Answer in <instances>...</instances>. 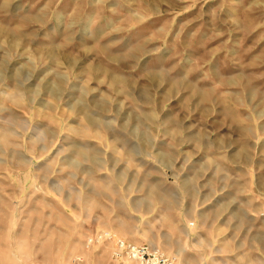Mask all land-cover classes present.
<instances>
[{"label": "rangeland", "instance_id": "1", "mask_svg": "<svg viewBox=\"0 0 264 264\" xmlns=\"http://www.w3.org/2000/svg\"><path fill=\"white\" fill-rule=\"evenodd\" d=\"M216 136L264 170V0H0V264L157 238L160 147Z\"/></svg>", "mask_w": 264, "mask_h": 264}, {"label": "crops", "instance_id": "2", "mask_svg": "<svg viewBox=\"0 0 264 264\" xmlns=\"http://www.w3.org/2000/svg\"><path fill=\"white\" fill-rule=\"evenodd\" d=\"M179 131L177 127L169 129L166 140L181 138ZM222 137L216 136L211 148L207 143V147L198 151L195 144L187 152L178 149L173 142L160 147L159 158L163 166L159 171L158 199L151 202V206H158L151 208L158 216L157 238L130 240L114 228L101 229L128 241L147 242L173 253L181 264H241L242 260L247 264V259H240L246 252L240 249L243 243L240 233L246 230L251 237L259 238L264 246V170L253 165H262L254 158L253 151L239 143L226 156L220 149ZM216 151L220 155H216ZM174 162L176 165H172ZM216 162L226 166H216ZM113 244V241H106L85 246L90 248L91 255L88 259L81 256L82 260L83 257L87 259L81 261L82 264L108 262ZM254 244L251 239L250 245ZM261 258L264 264V253Z\"/></svg>", "mask_w": 264, "mask_h": 264}, {"label": "built area", "instance_id": "3", "mask_svg": "<svg viewBox=\"0 0 264 264\" xmlns=\"http://www.w3.org/2000/svg\"><path fill=\"white\" fill-rule=\"evenodd\" d=\"M113 241L110 260L104 264H181L177 255L166 252L150 243H135L116 235L114 232L100 229L86 236L85 246L91 247L101 242ZM75 260L81 261V256Z\"/></svg>", "mask_w": 264, "mask_h": 264}]
</instances>
